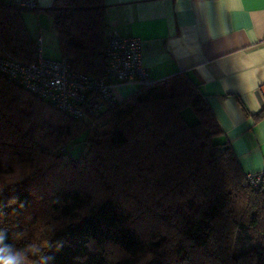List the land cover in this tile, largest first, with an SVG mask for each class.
Here are the masks:
<instances>
[{
  "label": "trees",
  "instance_id": "16d2710c",
  "mask_svg": "<svg viewBox=\"0 0 264 264\" xmlns=\"http://www.w3.org/2000/svg\"><path fill=\"white\" fill-rule=\"evenodd\" d=\"M40 11L59 59L107 75L104 0H54ZM3 54L25 65L38 55L22 11L8 4ZM138 86L79 120L0 73V264H264V188L244 184L198 85L181 72Z\"/></svg>",
  "mask_w": 264,
  "mask_h": 264
},
{
  "label": "crops",
  "instance_id": "0c3cea01",
  "mask_svg": "<svg viewBox=\"0 0 264 264\" xmlns=\"http://www.w3.org/2000/svg\"><path fill=\"white\" fill-rule=\"evenodd\" d=\"M37 2L39 11L24 22L34 40L42 38L44 55L55 57L44 48L52 40L37 26L40 10L54 0ZM104 5L108 34L141 39L149 81L186 73L205 95L224 132L219 141L231 144L244 174L264 171V118H254L264 110V0H104ZM138 87L117 85L115 93L124 100ZM184 118L196 121L193 115Z\"/></svg>",
  "mask_w": 264,
  "mask_h": 264
},
{
  "label": "built area",
  "instance_id": "2783aa9c",
  "mask_svg": "<svg viewBox=\"0 0 264 264\" xmlns=\"http://www.w3.org/2000/svg\"><path fill=\"white\" fill-rule=\"evenodd\" d=\"M5 4L25 12H34L38 8L37 0H0V6ZM108 36V70L103 78L90 77L73 70L70 60L46 58L41 37L36 40L38 55L32 64L25 65L3 54L0 55V73L76 119L99 115L116 102L114 89L117 83H150L142 65L141 39L125 38L116 32ZM244 181L246 186L264 188V171L248 173Z\"/></svg>",
  "mask_w": 264,
  "mask_h": 264
},
{
  "label": "rangeland",
  "instance_id": "374dc122",
  "mask_svg": "<svg viewBox=\"0 0 264 264\" xmlns=\"http://www.w3.org/2000/svg\"><path fill=\"white\" fill-rule=\"evenodd\" d=\"M29 13H33V12L22 11L23 20L26 18L24 16L32 15ZM40 14H42V17L38 18V19H40V21H37V26L41 27V32H42V35L44 37L47 35L52 41H54V43H52V41L50 43H47V41H45L44 48L50 49L52 51V53L55 55V57H49L50 59H59L60 58V52H59V48H58L59 47V39H58V36L54 30L53 21H52L51 17L46 12L40 11ZM184 115L188 116V115H193V114H192V112L188 111V112H185ZM194 119H195V117H194ZM87 124H88V122H87ZM101 130L104 131L105 128L103 127V128H101ZM87 135H88V132H85L77 139L78 144L76 146H74L70 152V154L74 158H78L79 156H81L82 152H84L86 150L85 141H86Z\"/></svg>",
  "mask_w": 264,
  "mask_h": 264
},
{
  "label": "clouds",
  "instance_id": "9594fccd",
  "mask_svg": "<svg viewBox=\"0 0 264 264\" xmlns=\"http://www.w3.org/2000/svg\"><path fill=\"white\" fill-rule=\"evenodd\" d=\"M4 264H19L17 257L9 256L5 261Z\"/></svg>",
  "mask_w": 264,
  "mask_h": 264
}]
</instances>
